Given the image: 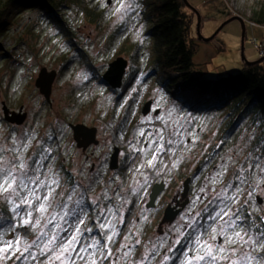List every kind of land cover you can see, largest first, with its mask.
Returning a JSON list of instances; mask_svg holds the SVG:
<instances>
[{
    "label": "rangeland",
    "instance_id": "obj_1",
    "mask_svg": "<svg viewBox=\"0 0 264 264\" xmlns=\"http://www.w3.org/2000/svg\"><path fill=\"white\" fill-rule=\"evenodd\" d=\"M186 1L195 11L191 10L195 14L192 35L196 37L197 16L202 38H210L217 32L209 42L198 40V51L193 58L197 73L216 80L239 72L245 62L264 58L259 52L264 50V27L251 20L264 0ZM80 2L81 7L70 5L62 11L72 33L71 41L59 33L55 23H52L54 27L35 10L19 12L0 39L2 166L15 163L16 171L20 172L19 164L23 162L28 175L38 176L50 185L54 191L46 202L48 212L44 216L54 214L61 226H65L64 221L72 219L65 214L74 212L84 221L79 225L84 243H90V240L84 241V237L107 242V235L115 231L109 244L112 255L107 256L104 251L107 256L104 259L97 252L94 257L97 264H173L172 259L180 255L176 240L182 242L185 236L190 238L197 228L203 241L225 248L223 255L215 249L219 258L217 264L232 261L247 264L250 257H261L260 264H264V239L260 236L264 232V172L261 171L264 141L258 140L257 132L247 122L231 134L222 132L223 114L184 108L165 88L154 84L155 74L148 70L149 42L144 37L149 24L138 13L140 0ZM233 17L244 22V39L242 23L239 20L228 22ZM117 57L127 61L120 93L112 91L102 79L108 64ZM132 59L135 72L131 79ZM41 68L56 72L49 103L35 87ZM148 101H152L151 110L143 117L141 111ZM2 104L9 111L25 113L22 124L4 121ZM158 123L160 125L156 126ZM69 124L96 128L98 144L85 151L76 148ZM159 145H163L164 151L150 166L149 161ZM114 146L120 148V170L117 171L108 169ZM65 171L74 176L69 189L64 185ZM187 178L191 179L189 204L176 221L161 232L158 224L163 211L172 198L181 194ZM159 181L165 183V189L155 207L147 209L150 185ZM228 185L233 186L227 193L233 197L227 202L229 209L241 214L244 231L259 241L258 244L229 243L227 236L233 234L231 229L212 240V227L219 232L222 221L207 220L209 212L215 208V203L210 202ZM50 188L40 189L41 196ZM18 202V198L0 191V210L9 211L0 233L5 240L9 237L15 240L18 234L23 241L22 251L24 245L36 239L40 228L23 224V218H27L26 206L21 205L23 218L12 211ZM35 203L40 202H34L33 207ZM244 213L248 219L244 218ZM39 215L36 212L33 216ZM60 216L64 219L60 220ZM109 221L111 227L107 231L100 227L101 223ZM46 222L42 220L41 227ZM208 224L211 227H207ZM76 226L74 222L73 229ZM52 227L48 225L49 229ZM15 247L13 244V250ZM170 247L173 252H169ZM40 248L32 250L39 254ZM19 255V252H0V264H21L17 259ZM165 256L169 257L167 261ZM182 260L184 257L180 255L175 264H181ZM23 264H38V260L28 258ZM76 264H85V261L77 260Z\"/></svg>",
    "mask_w": 264,
    "mask_h": 264
},
{
    "label": "trees",
    "instance_id": "obj_2",
    "mask_svg": "<svg viewBox=\"0 0 264 264\" xmlns=\"http://www.w3.org/2000/svg\"><path fill=\"white\" fill-rule=\"evenodd\" d=\"M80 3V0H0V39L19 12L35 10L45 21L55 23L59 33L71 41L72 33L62 11ZM139 6L141 19L149 24L144 37L149 42L151 61L148 70L155 74L154 84L165 88L172 98L182 102L184 108L223 114L222 132L231 134L247 122L257 132L258 140L264 141V61L250 66L244 64L239 72L216 80L204 78L195 71L193 62L199 47L197 37L192 35L195 14L182 0H140ZM86 13L92 15L93 11ZM251 20L264 27V3L253 13ZM134 62L132 59L131 79L135 72ZM63 174L64 185L69 189L74 176L67 171ZM0 216L2 226L8 220L9 211L6 208L0 210ZM244 218L248 219L246 213ZM187 238L185 236L177 246L178 251L184 247Z\"/></svg>",
    "mask_w": 264,
    "mask_h": 264
},
{
    "label": "snow or ice",
    "instance_id": "obj_3",
    "mask_svg": "<svg viewBox=\"0 0 264 264\" xmlns=\"http://www.w3.org/2000/svg\"><path fill=\"white\" fill-rule=\"evenodd\" d=\"M123 7L124 6L121 5V8ZM119 10L120 9H118V11ZM141 135H144V133L141 132ZM161 139L163 138L161 137ZM169 143H171V141H169ZM149 147H151V144H149ZM163 151V145H159L157 147V153L154 154L152 160L149 161L150 166H153L158 154ZM2 165L3 162H0V191L14 198H18L19 202L15 203V207L12 209L18 217L23 218L21 215L23 211L21 205L26 206L27 218H23V224L32 228H40V232L35 240L23 246L22 251L21 245L23 241L18 234L15 240L11 237L5 240L3 233H0V245H3V247H0V252H7L9 254L19 252L20 255L17 259L20 260L21 264L28 258L38 260V264H65V262H67V264H76L77 260L85 261V264H88V261H90V264H97V260L94 258L97 252H99L104 259L112 255L109 244L113 241L114 235H116L115 231L107 235V242H103L95 237H84V241L90 240V243H84L81 239L83 231L79 227L84 221L80 220L74 212L65 214L72 216L71 220L64 221L65 226H61L57 221V216L54 214L48 217L44 216V213L48 212L46 202L49 200L52 191H54V189L50 188V185L40 180L38 176L33 178L28 175L27 172L24 171L26 165L23 162L19 164L20 172L16 171L15 163L9 167ZM261 171L264 172V168H262ZM52 183H55V181H52ZM44 187H49L50 191L41 196L40 189ZM231 187L233 186L228 185L222 192L217 193V196L210 202L215 203V208L209 212L207 220L211 222H216L218 220L222 221L219 232L217 228L212 227V240L215 241L216 235L224 236L225 233L231 229L233 234L227 236L229 243L239 242L241 245L258 244L259 241L253 240V238L244 231L241 214L238 211L232 212L229 209L227 202L232 200L233 197L229 196L227 193L228 188ZM201 191H203V189ZM36 201L40 203L33 207V203ZM9 202L13 203L14 201ZM109 211H111V209H109ZM205 211H208L207 207ZM34 212H38L40 215L34 217ZM44 219H46L47 222L41 227V221ZM63 219L64 216H60V220ZM74 222L77 226L73 229ZM49 224L53 225L50 229L48 228ZM100 227L107 231L111 227V221L107 224L101 223ZM189 227H191V225H189ZM207 227H211V224H208ZM237 228H240L241 231H236ZM88 232L91 233L92 229L89 228ZM65 233L67 235H65ZM193 233L194 235L186 241L185 247L179 249V254L184 257L181 264H217L219 258L215 254V249L218 248L220 254L223 255L225 253V248L214 243H209L208 241H203L201 235L197 234L199 233V228L193 229ZM260 236L264 239V232H261ZM125 239H127V237H125ZM175 243L179 245L181 244V240H176ZM13 244L16 245L15 250H13ZM41 244L43 245L42 248H40ZM121 247L125 246L121 245ZM34 248H40L39 254L32 250ZM104 251H107V256H104ZM173 251L174 250L170 247L169 252ZM193 252L195 254H193ZM180 255L176 256L177 260L180 259ZM164 259L167 261L169 257L165 256ZM261 259V257H250L247 264H252L253 260L256 261V264H260ZM173 264H175V261H173ZM231 264H237V261H232Z\"/></svg>",
    "mask_w": 264,
    "mask_h": 264
},
{
    "label": "water",
    "instance_id": "obj_4",
    "mask_svg": "<svg viewBox=\"0 0 264 264\" xmlns=\"http://www.w3.org/2000/svg\"><path fill=\"white\" fill-rule=\"evenodd\" d=\"M183 3L187 8L192 10L194 13V9L188 4L186 0H182ZM232 20H239L243 25V39L245 35V27L244 22L240 20L239 18L233 17L228 22ZM227 22V23H228ZM199 24L200 19L197 16V27H196V37L198 40L202 42H209L211 41L214 36L217 34V32L210 38L204 39L200 36L199 32ZM224 26V25H223ZM222 26V27H223ZM222 27L219 29L221 30ZM243 56V55H242ZM243 60L244 57H242ZM264 61V58H261L254 62H245L247 66L253 65V64H259ZM127 68V61L123 59L122 57H117L113 61H111L104 74L102 75L103 81L106 83V85L115 92L120 93L123 85V78L126 73ZM56 72L55 71H47L46 68H41L38 72V77L35 80V87L38 88L39 93L44 97L46 102H50V94H51V88L52 84L55 80ZM152 106V101H148L142 108L141 114L143 117L147 116L150 113ZM2 112H3V119L4 121L8 122L9 124L14 125H20L24 121L26 115L25 113H15L12 111H9L8 108L2 104ZM156 111L155 113H157ZM69 128L72 132V138L75 142V146L78 149H81L82 151H85L88 147L91 145L96 146L98 144V140L96 139L97 129L96 128H88L83 124H69ZM120 152V148L117 146H114L112 149V153L109 156V162H108V169L111 171H117L118 169V155ZM191 179L187 178L182 185V191L180 194V200H177L174 202V205L172 203H169L164 211L162 218L158 224V228L162 232V227L164 225H171L174 223V221L177 219L179 214L186 208V206L189 204V184ZM165 189V183L163 181L154 182L151 185L150 192L148 194V201L145 204V208L147 209H153L155 207L156 200L158 196L164 191ZM258 203L261 204V199H257ZM159 232V233H161Z\"/></svg>",
    "mask_w": 264,
    "mask_h": 264
},
{
    "label": "flooded vegetation",
    "instance_id": "obj_5",
    "mask_svg": "<svg viewBox=\"0 0 264 264\" xmlns=\"http://www.w3.org/2000/svg\"><path fill=\"white\" fill-rule=\"evenodd\" d=\"M122 86H123V85H122ZM87 149H88V148H87ZM87 149H86V150H87ZM118 169H119V166H118ZM118 169H117V170H118ZM177 200H180V195H176L174 198H172L171 202H169V203H172V201H173L172 205H174V202H176ZM169 203H168V204H169ZM168 204H167V205H168ZM187 206H188V205H187ZM187 206H186V207H187ZM184 210H185V209H184ZM184 210H183V211H184ZM183 211L181 212V214L183 213ZM181 214H179V216H180ZM179 216H178V217H179ZM178 217H177V218H178ZM175 221H176V220H175ZM175 221H174V222H175ZM171 225H172V224H171ZM168 226H170V225H164V226L162 227V229L164 230V229L167 228ZM163 230H162V231H163Z\"/></svg>",
    "mask_w": 264,
    "mask_h": 264
},
{
    "label": "built area",
    "instance_id": "obj_6",
    "mask_svg": "<svg viewBox=\"0 0 264 264\" xmlns=\"http://www.w3.org/2000/svg\"><path fill=\"white\" fill-rule=\"evenodd\" d=\"M255 45H256V44H255ZM257 47H258V45H257ZM259 52H260L261 56L264 55V50H261V51H259ZM83 125H84V124H83ZM159 125H160V124L158 123V126H159ZM85 126H86V125H85ZM156 126H157V125H156ZM152 184H153V183H152ZM152 184H151V185H152ZM151 185H150V188H151ZM148 194H149V193H148ZM36 204H37V203L34 204V207L36 206ZM134 210H135V209H134ZM134 210H133V211H134ZM33 215H35V214H33Z\"/></svg>",
    "mask_w": 264,
    "mask_h": 264
},
{
    "label": "bare ground",
    "instance_id": "obj_7",
    "mask_svg": "<svg viewBox=\"0 0 264 264\" xmlns=\"http://www.w3.org/2000/svg\"><path fill=\"white\" fill-rule=\"evenodd\" d=\"M157 126H158V124H156ZM152 176V178L153 179H155L156 177H155V175H151ZM134 212V211H133ZM33 214H36V212H34ZM65 235H66V233H65Z\"/></svg>",
    "mask_w": 264,
    "mask_h": 264
}]
</instances>
